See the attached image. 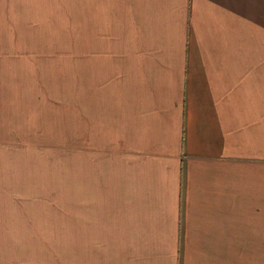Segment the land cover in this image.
Wrapping results in <instances>:
<instances>
[{
    "label": "crops",
    "instance_id": "crops-1",
    "mask_svg": "<svg viewBox=\"0 0 264 264\" xmlns=\"http://www.w3.org/2000/svg\"><path fill=\"white\" fill-rule=\"evenodd\" d=\"M65 177L73 264H264V0H0V264H57Z\"/></svg>",
    "mask_w": 264,
    "mask_h": 264
},
{
    "label": "rangeland",
    "instance_id": "rangeland-1",
    "mask_svg": "<svg viewBox=\"0 0 264 264\" xmlns=\"http://www.w3.org/2000/svg\"><path fill=\"white\" fill-rule=\"evenodd\" d=\"M84 25L87 28V19H81ZM63 33L58 32H50L43 35H31V44L34 45L36 43L42 42L43 49L41 51H32V57L35 58V55L38 56L39 53L43 54L45 52V45L48 43V48L56 49L49 52H55L53 57H49L48 59L59 60L63 63H67L73 58V51L76 48V44L80 45V59L81 62L84 61L86 63L88 49L89 48V37L86 34L75 35L74 41L75 44L69 40L70 38L64 37ZM64 53L71 52L70 55H63ZM49 55V53H48ZM65 69L67 66L64 67ZM66 120V119H65ZM65 132V130H64ZM65 176L70 178V172L67 171L65 167ZM70 200H71V185L70 179H64V239L62 243H58V259L57 264H73L72 261V235H71V208H70ZM53 259H55V255L53 254Z\"/></svg>",
    "mask_w": 264,
    "mask_h": 264
}]
</instances>
